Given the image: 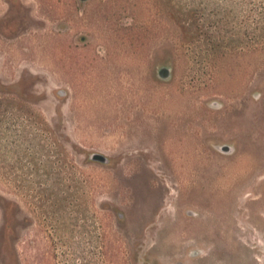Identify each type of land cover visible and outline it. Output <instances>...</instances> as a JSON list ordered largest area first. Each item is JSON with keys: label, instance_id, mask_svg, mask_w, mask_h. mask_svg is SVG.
Here are the masks:
<instances>
[{"label": "rangeland", "instance_id": "374dc122", "mask_svg": "<svg viewBox=\"0 0 264 264\" xmlns=\"http://www.w3.org/2000/svg\"><path fill=\"white\" fill-rule=\"evenodd\" d=\"M0 264H264V0H0Z\"/></svg>", "mask_w": 264, "mask_h": 264}, {"label": "water", "instance_id": "95a60500", "mask_svg": "<svg viewBox=\"0 0 264 264\" xmlns=\"http://www.w3.org/2000/svg\"><path fill=\"white\" fill-rule=\"evenodd\" d=\"M158 75L162 78L167 77L168 75V68L161 66L158 70ZM216 149H218V151H220L221 153H231L232 152V146L229 144H219L216 146ZM88 158L95 160V161H99V162H105L106 158L97 152H91L88 155Z\"/></svg>", "mask_w": 264, "mask_h": 264}]
</instances>
